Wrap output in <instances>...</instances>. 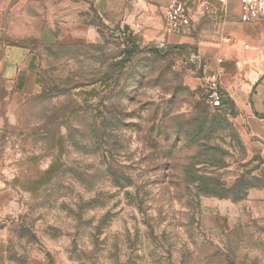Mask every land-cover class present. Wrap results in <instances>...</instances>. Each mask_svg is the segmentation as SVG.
<instances>
[{
  "label": "rangeland",
  "instance_id": "1",
  "mask_svg": "<svg viewBox=\"0 0 264 264\" xmlns=\"http://www.w3.org/2000/svg\"><path fill=\"white\" fill-rule=\"evenodd\" d=\"M167 5L0 0V264H264L263 161L201 84L239 0Z\"/></svg>",
  "mask_w": 264,
  "mask_h": 264
},
{
  "label": "crops",
  "instance_id": "2",
  "mask_svg": "<svg viewBox=\"0 0 264 264\" xmlns=\"http://www.w3.org/2000/svg\"><path fill=\"white\" fill-rule=\"evenodd\" d=\"M192 1L190 0L188 4L191 18ZM257 25L262 27L260 19L250 23H243L241 27L243 33L241 35L245 43L244 50L242 51L240 47L235 45L227 47L225 57H219L222 62L218 63V60H216L211 64L210 68L204 71V74L206 76L210 69L216 67L221 70V91L223 97L227 95L235 102L239 110L236 120L237 127L242 132L246 145L261 157L264 164V79H262L264 76V37ZM236 30L235 34L238 35ZM242 58L246 62L251 61L252 64H256L258 68V71L255 72L256 76L252 77L253 79L250 82H244L240 78L238 64ZM250 69L252 68L250 67ZM244 72L247 73V69H244ZM203 81L204 78L201 79V84ZM250 103L251 107L249 106ZM260 197L262 198V208L264 209V188L260 192Z\"/></svg>",
  "mask_w": 264,
  "mask_h": 264
},
{
  "label": "built area",
  "instance_id": "3",
  "mask_svg": "<svg viewBox=\"0 0 264 264\" xmlns=\"http://www.w3.org/2000/svg\"><path fill=\"white\" fill-rule=\"evenodd\" d=\"M190 0H168L165 12L167 33L170 35H182L190 29L192 18L188 7ZM240 20L243 23H250L260 19L264 30V0H239ZM222 59H218L221 63ZM222 77L219 68L210 69L202 87L205 92V99L212 107L217 108L222 105L223 93L221 91Z\"/></svg>",
  "mask_w": 264,
  "mask_h": 264
},
{
  "label": "trees",
  "instance_id": "4",
  "mask_svg": "<svg viewBox=\"0 0 264 264\" xmlns=\"http://www.w3.org/2000/svg\"><path fill=\"white\" fill-rule=\"evenodd\" d=\"M203 98H204V100H205V102H206V99H205V96L203 95ZM209 105V104H208ZM224 106V99L222 98V105L220 106V107H217V108H215V109H220V108H222Z\"/></svg>",
  "mask_w": 264,
  "mask_h": 264
}]
</instances>
